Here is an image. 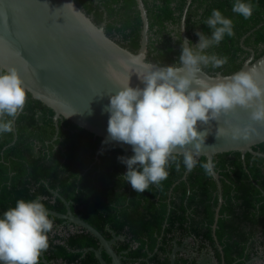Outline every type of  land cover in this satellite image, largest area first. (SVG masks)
I'll return each mask as SVG.
<instances>
[{
  "label": "trees",
  "instance_id": "trees-1",
  "mask_svg": "<svg viewBox=\"0 0 264 264\" xmlns=\"http://www.w3.org/2000/svg\"><path fill=\"white\" fill-rule=\"evenodd\" d=\"M143 1L150 25L147 60L162 66L178 63L183 40L181 19L187 0ZM76 2L96 25H104L109 37L131 52H139L142 18L137 0ZM246 2L253 6L249 19L232 11L235 0H192L190 4L186 31L194 44L199 42L198 31L210 35L211 30L204 22L213 9L221 10L223 15L233 20L235 34L225 36L218 46L208 50L219 57H227L228 62L221 68H205L204 71L210 75H230L238 71L251 56V49L255 52V59L264 54V0ZM16 130L14 144H11L14 131L0 134V217L9 208L15 207L20 199L40 198L46 209L62 214L67 212L66 202H70L75 212H84L86 219L101 230L98 225V198L102 191L100 176L113 174L109 171L111 166L108 161L125 156V148L107 143L99 150L101 137L66 118L59 119L57 127L54 111L30 93L23 111L17 117ZM253 149L264 153V142ZM131 155L132 151L127 157ZM99 161L105 164L103 168L106 170H100ZM177 161L180 163L179 173L182 174L186 170L182 156H178ZM205 162L207 158L201 157L189 174L196 175L197 169ZM214 163L216 169L222 170L219 172L228 177L252 175L264 190V157L248 152L243 158L241 152L231 151L216 154ZM175 167V163L170 164L169 174ZM232 182L236 187L230 185L224 190H257L248 187L241 178ZM49 218L54 226L66 221L53 214H49ZM48 237L49 247L44 255L52 264H102L94 250H98L99 239L85 228L73 233L52 229ZM103 257L109 261L105 254ZM39 264H44L41 257Z\"/></svg>",
  "mask_w": 264,
  "mask_h": 264
},
{
  "label": "clouds",
  "instance_id": "clouds-1",
  "mask_svg": "<svg viewBox=\"0 0 264 264\" xmlns=\"http://www.w3.org/2000/svg\"><path fill=\"white\" fill-rule=\"evenodd\" d=\"M232 11L249 19L253 6L246 0H235ZM204 23L210 35L198 31L199 42L195 44L183 38L178 63L157 66L149 62L145 72H136L144 87H132L129 75L110 94L105 108L110 116L104 143L116 141L132 146L133 155L118 159L127 165L124 180L137 193L166 180L171 163L179 170L178 156H182L186 170L196 167L197 157L208 147V130H200L201 125L220 121L237 108L250 110L251 122L234 125L226 120L233 140L258 135L256 123L264 124V69L253 66L229 76L208 77L205 68H221L228 62L227 57L208 50L235 33L233 20L219 9H213ZM133 62L139 61L134 58ZM108 71L115 76L111 65ZM27 96L19 70L15 66L0 68V134L14 131L15 118ZM228 131L220 126L216 135L219 138ZM201 167L208 176L215 174L211 159ZM53 226L40 198L18 200L0 217V264H39L42 252L49 247L48 234Z\"/></svg>",
  "mask_w": 264,
  "mask_h": 264
},
{
  "label": "water",
  "instance_id": "water-1",
  "mask_svg": "<svg viewBox=\"0 0 264 264\" xmlns=\"http://www.w3.org/2000/svg\"><path fill=\"white\" fill-rule=\"evenodd\" d=\"M76 1L0 0V68L15 66L23 77L27 92L54 111L57 127L59 119L67 118L101 137L100 150L108 136L110 113L105 108L110 103V94H114L119 89L120 82H125L129 75L132 87H144L136 72H145L147 69L144 66L149 62L162 65L147 60L150 25L143 0H137L142 18L141 46L138 53L131 52L109 37L104 25H96ZM191 2L192 0H187L181 19L182 38L187 40L186 17ZM251 52V56L238 71L253 66L264 69V54L255 59L254 50L251 49ZM134 58L139 62L134 63ZM109 65L112 66L115 76L109 73ZM204 73L213 78L217 75L229 76L221 73L210 75L206 71ZM17 117L14 123L15 137L11 144L17 139ZM249 117L250 110L237 108L229 116H222L220 121L213 120L207 125H201L200 130H208L205 141L208 147L197 159L205 156L214 163L216 154L231 151L241 152L243 158L248 152L264 157V153L253 149L264 142V124L256 123L258 135L253 134L248 140H233L229 124L225 123L229 120L234 125H245L251 122ZM220 126L229 131L218 138L216 131ZM110 143L124 147L126 157L132 151L131 145L116 141ZM214 172L221 191L215 163ZM47 210L49 214L68 219L93 233L112 258V262L108 263L101 250L94 249L102 264H122L110 245L111 241L105 239L92 224L74 215L70 208L65 214ZM41 261L52 264L46 259L44 252L41 254Z\"/></svg>",
  "mask_w": 264,
  "mask_h": 264
},
{
  "label": "flooded vegetation",
  "instance_id": "flooded-vegetation-1",
  "mask_svg": "<svg viewBox=\"0 0 264 264\" xmlns=\"http://www.w3.org/2000/svg\"><path fill=\"white\" fill-rule=\"evenodd\" d=\"M108 162L113 174L100 176L98 230L122 264H264V190L252 175L228 177L215 165L220 191L202 167L196 175L175 167L159 185L137 193L122 176L127 165ZM104 165L99 161L100 170ZM239 178L257 190H224L236 187L232 180ZM66 205L67 212L89 222L84 212ZM81 228L68 219L53 226L71 233ZM98 249L112 262L100 241Z\"/></svg>",
  "mask_w": 264,
  "mask_h": 264
}]
</instances>
